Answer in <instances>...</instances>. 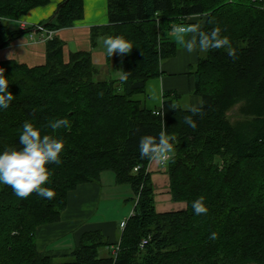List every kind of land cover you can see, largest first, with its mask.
I'll list each match as a JSON object with an SVG mask.
<instances>
[{"label": "trees", "instance_id": "16d2710c", "mask_svg": "<svg viewBox=\"0 0 264 264\" xmlns=\"http://www.w3.org/2000/svg\"><path fill=\"white\" fill-rule=\"evenodd\" d=\"M254 1L108 0L105 31L133 44L123 55L128 79L122 86L94 79L90 51L77 50L65 62L57 37L47 43L43 64L0 60L15 96L0 109V152L20 147L25 121L65 145L62 162L48 165L44 187L56 191L54 199L36 193L21 199L1 183L0 264H264V0ZM49 2L0 0V49L25 31L11 28L6 18ZM62 3L45 26L67 27L83 18L84 0ZM192 14H199L204 31L219 27L236 51L235 60L226 49L200 56L194 94L204 115L193 117L196 129L183 123L191 113L180 106L177 92H165L155 110L132 99L161 74L162 61L175 55L178 44L167 36L172 25L185 24ZM241 102L245 117L233 123L228 111ZM62 118L71 126L53 133L49 121ZM163 125L175 137L174 161L167 167L173 197L186 202L184 210H157L149 162L139 157L140 136L158 137ZM104 171L114 172L118 183L129 184L139 197L117 253L111 248L101 255L111 245L100 230L83 232L71 251L41 252L37 228L59 222L69 193L99 182ZM201 195L209 211L198 216L192 202ZM213 232L218 239H209ZM61 258L69 259L56 261Z\"/></svg>", "mask_w": 264, "mask_h": 264}, {"label": "crops", "instance_id": "0c3cea01", "mask_svg": "<svg viewBox=\"0 0 264 264\" xmlns=\"http://www.w3.org/2000/svg\"><path fill=\"white\" fill-rule=\"evenodd\" d=\"M101 1L104 2V6L108 2V0ZM88 3L93 7L96 5L95 0H84L85 18L80 23L58 32V36L68 44L69 49L71 47L72 49L90 51L91 27L109 23V19H106V17L104 21L98 20L96 16L97 10L92 11L93 8L90 9ZM99 5L100 7H104L102 3ZM106 10L108 12V3L106 4ZM55 12L53 13L52 6L50 8H42V10L34 12L35 14H29L28 19L31 21L32 19L41 20L43 23H46L47 20H50L54 16ZM191 23H201V27L203 26V21L199 17L198 19H187L185 24ZM19 53L20 57L18 56V58H20L21 62L31 65L37 64L30 63V61L34 60L30 52L29 54L22 51ZM202 54L203 52L199 49L194 53H188L182 46L178 45L175 55L162 61L160 66L161 74L149 79L146 83L145 91L136 93L132 99L136 100L142 109L155 110L162 106L164 93L173 91L179 93L182 100H186L185 104H188L184 106L180 105L181 107L200 106V99L194 94L195 75L193 72ZM27 55L30 56L27 57ZM5 58H17V56L0 55V60ZM92 58L93 64L98 65L101 69V79L106 76L118 78L116 76L118 70L116 68L111 69L106 64L107 56L104 51L97 52L93 50ZM118 59H115V56H113L114 61ZM148 170L152 172L156 192H166L168 186V182L166 181L168 175L165 173L166 166L149 163ZM131 193H133L132 187L129 184L118 183L115 173L112 171H104L99 182L79 185L77 189L71 191L68 195V205L62 215V220L38 228V249L44 253L64 250L71 251L78 246L83 232L90 230H100L105 235L111 245L106 248L107 251L114 248L121 236L119 224L127 218L109 219L106 217L105 219H101V215L97 216L100 212L101 201L105 200V202L109 201L113 203L116 200L115 202L121 205L123 200L126 201L131 197ZM159 200H156L157 210H169L171 203H162Z\"/></svg>", "mask_w": 264, "mask_h": 264}, {"label": "clouds", "instance_id": "9594fccd", "mask_svg": "<svg viewBox=\"0 0 264 264\" xmlns=\"http://www.w3.org/2000/svg\"><path fill=\"white\" fill-rule=\"evenodd\" d=\"M199 14H192L185 19H198ZM170 35L175 43L182 46L188 53H194L199 49L202 52L209 50L226 49L227 55L236 59V51L232 47L229 37L221 35L219 27L204 31L201 23L173 24ZM106 55L121 56L130 54L133 49L131 41L123 35L100 37ZM116 76L121 81L128 79V72L117 71ZM15 99L9 91L8 79L4 76V69L0 68V109H7ZM175 109L174 106H171ZM188 111L191 115L183 118V123L192 129L197 128L194 116H203L202 106H191ZM160 113H158L159 115ZM164 116V113L162 114ZM67 118L49 121V127L53 133L61 128L70 127ZM175 137L169 136L165 125L161 127L158 137L152 134L141 135L138 141V152L141 160H147L156 165H167L174 161ZM19 148H5L0 152V183L11 187L15 195L26 199L33 193L48 200L54 199L56 191L44 187L48 182L50 172L48 165H59L62 161L60 154L64 150V141L55 135L41 134L40 129L32 122L25 121L22 132L19 135ZM192 208L196 215H206L209 211L205 204V197L201 195L192 202ZM209 239H218V234L213 232Z\"/></svg>", "mask_w": 264, "mask_h": 264}, {"label": "rangeland", "instance_id": "374dc122", "mask_svg": "<svg viewBox=\"0 0 264 264\" xmlns=\"http://www.w3.org/2000/svg\"><path fill=\"white\" fill-rule=\"evenodd\" d=\"M63 1L64 0H50V2L48 4H46L44 6H38V7L32 8L26 14H23L18 18H6V21L10 24L11 28L21 29V30H25V31L19 38L12 40L8 45L1 48L0 49V55L1 56L16 55L18 58V56L20 55L19 52H21V51L26 52V53L28 52V54L30 52V54H32V56L34 57V60L32 62L30 60H28V61H30V63L43 64L46 61L47 43L56 37L61 39L58 36V32L60 30L69 29L70 27L80 23V21H82L85 18V4H84L83 18L76 20L71 26H67V27L54 29V28H49V27L45 26L44 29L38 30L37 28L40 25H43V21H41V20L37 21L34 19H32V21H31L28 19V16L31 13L37 12V10L38 11L42 10V8L43 9L44 8H50V6L53 7V13H54L55 11H57L59 4L62 3ZM95 1H96L95 7L91 6L89 3H88V6L90 7V9L93 8L92 11L97 10L96 16L98 17V20L104 21L105 17H106V19L108 18V12L106 10L107 2L104 6L103 1H101V0H95ZM100 3H102L104 7H100V5H99ZM252 3L254 4L256 2L254 0H252ZM108 24L109 23L101 24V25H94L91 27V32H90V43H91L90 44V52L91 53L93 52V50H95L97 52L104 51V53L106 55L105 49H104L102 43L100 42V37L109 35V33H107L105 31V27H107ZM167 36L171 37V39H174L169 33ZM61 41L63 42L64 61L67 62L69 57H70V54L77 51V49H72L71 47L69 49L68 44L66 42H64L63 39H61ZM28 56H30V55H27V57ZM113 56H115V59H118V58L119 59L114 61ZM113 56L112 57L107 56L106 64L108 66H110L111 69L116 68L118 71L123 70L126 72L125 67H124V62H123V56H121L120 54H114ZM17 58H15V59L17 61L21 62L19 60L20 58H18V59ZM22 63H24V62H22ZM28 65H31V64H28ZM94 67H95L94 79L96 81H108V82L115 81L117 85L122 86L123 81H121L119 78H114L113 76H108V77L106 76L105 78L101 79L100 78V74H101L100 67L98 65L96 66V64H94ZM193 69H194V67H193ZM195 69H196V66H195ZM132 77L138 78L139 76L137 73H134ZM179 101H180V105H182V106L188 105V104H185L186 100L183 101L182 98H180ZM243 107H244V103L241 102L228 111V116H229L231 122L235 123L241 119H244L245 114L242 113ZM254 166L256 167V169L258 168V166L255 163H254ZM221 167H222V165H221ZM149 172H150L152 180H153L152 172L151 171H149ZM165 173H167V175H168V179H166V181L168 182L167 191L166 192H156V190H155L154 195H155V200L160 199L159 201L162 203H164V202L171 203V206L169 207V210L167 209L165 211H159V212H166V211H173V210H184L187 206L186 202L185 201H176L173 197V192L171 191V187H170V178H169L167 165H166ZM250 180H252V177ZM153 183H154V189H155L154 180H153ZM0 196H1V183H0ZM130 196L131 197L129 199H127L126 201L123 200L121 205H118V203L115 202L116 200H114L113 203H111L109 201L105 202V200L101 201L100 212H99V214H97V216L101 215L100 216L101 219H105L106 217H108L109 219L110 218L120 219V217H121V219H122V217L123 218L125 217V218H127L125 220H127V222H128V219L132 216V213L134 211V206H135V204L138 203V199H139L138 195H134V193H131ZM108 203H111V204H108ZM106 204H108V206H106ZM64 211L62 212V215H63ZM61 220H62V216H61ZM122 222H120V224H119L120 233H121L120 239L117 243L119 245H120V242L122 240V235H123L124 229L127 225V223H126L125 227H122L121 226ZM40 227L41 226H39L38 228H40ZM38 228H37V231H38ZM37 231H36V240H37ZM117 244L114 246V248L117 246ZM101 255H103V256L109 255L106 247L103 250H101ZM68 259L69 258H67V259L62 258V259H57L56 261L63 262V261H66Z\"/></svg>", "mask_w": 264, "mask_h": 264}, {"label": "built area", "instance_id": "2783aa9c", "mask_svg": "<svg viewBox=\"0 0 264 264\" xmlns=\"http://www.w3.org/2000/svg\"><path fill=\"white\" fill-rule=\"evenodd\" d=\"M44 28H45L44 25H40L37 29H38V30H42V29H44ZM157 113H158V112H157ZM163 166H166V165H163ZM137 170H138V167L135 168V171H137ZM132 215H133V213H132ZM126 223H127V220H124V221L121 223V226H122V227H125ZM146 242H147V240H143V244H145ZM119 246H120V245L118 244V245L116 246L115 249H116V250L119 249Z\"/></svg>", "mask_w": 264, "mask_h": 264}, {"label": "water", "instance_id": "95a60500", "mask_svg": "<svg viewBox=\"0 0 264 264\" xmlns=\"http://www.w3.org/2000/svg\"><path fill=\"white\" fill-rule=\"evenodd\" d=\"M65 3V2H64ZM64 3L60 4L57 11L55 12L54 16L49 20V22H51L55 16L58 14V12L60 11V9L63 7ZM45 26V24H43Z\"/></svg>", "mask_w": 264, "mask_h": 264}, {"label": "bare ground", "instance_id": "6f19581e", "mask_svg": "<svg viewBox=\"0 0 264 264\" xmlns=\"http://www.w3.org/2000/svg\"><path fill=\"white\" fill-rule=\"evenodd\" d=\"M117 245H118V244H117ZM115 248H116V247H115ZM115 248H113L112 251H113L114 253H117V251H118L119 249L116 250Z\"/></svg>", "mask_w": 264, "mask_h": 264}]
</instances>
